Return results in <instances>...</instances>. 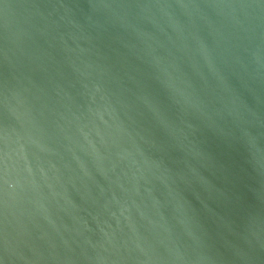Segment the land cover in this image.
<instances>
[{
	"label": "water",
	"instance_id": "95a60500",
	"mask_svg": "<svg viewBox=\"0 0 264 264\" xmlns=\"http://www.w3.org/2000/svg\"><path fill=\"white\" fill-rule=\"evenodd\" d=\"M0 264H264V0H0Z\"/></svg>",
	"mask_w": 264,
	"mask_h": 264
}]
</instances>
